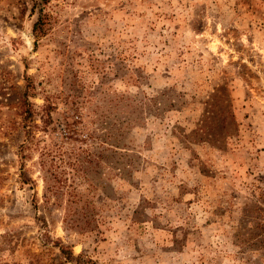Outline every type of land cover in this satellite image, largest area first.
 <instances>
[{
	"label": "rangeland",
	"instance_id": "374dc122",
	"mask_svg": "<svg viewBox=\"0 0 264 264\" xmlns=\"http://www.w3.org/2000/svg\"><path fill=\"white\" fill-rule=\"evenodd\" d=\"M0 264H264V0H0Z\"/></svg>",
	"mask_w": 264,
	"mask_h": 264
},
{
	"label": "trees",
	"instance_id": "16d2710c",
	"mask_svg": "<svg viewBox=\"0 0 264 264\" xmlns=\"http://www.w3.org/2000/svg\"><path fill=\"white\" fill-rule=\"evenodd\" d=\"M40 16H37L36 20L34 21L33 25H32V29L36 32L40 30ZM30 82L28 79H26V82L24 84L22 93H21V98H20V106H21V112H22V117H21V127L23 128V140L21 141V143H19L18 145V151H17V156L19 157V159L21 161L24 160L25 157L28 156V149L31 147V144L33 143V128L37 127L34 123V111L31 108V104L28 100L31 92H30ZM227 94H224V96H226ZM225 98V97H224ZM223 100V99H222ZM224 104L222 109H220L219 111L223 114L225 113V118L227 119V116L229 117V121L228 123H232L233 122V115L231 113V111L229 110V104H228V99L225 98V100H223ZM224 116L221 119L222 122L224 121ZM63 125V124H62ZM65 126V130L63 129V131L65 132L61 137L60 140L58 141H52L51 143L44 145L42 149H40L39 151V165L41 166V168H45V170H47L49 172V175L51 176L52 180L54 181V177L56 176V173L52 174L50 172L51 168L54 167V163H47L53 159H57L60 161H64V162H69L70 165L74 166V162L77 161V158L82 157L81 155L84 153V149L80 146L82 141H84L83 139H79L76 140L77 142H75L76 145H74V142L71 143L70 146H66L65 144L67 143L64 139H70L72 135L77 134V128H75V124L72 123H67L64 125ZM224 127V126H223ZM222 127V128H223ZM224 129V128H223ZM199 130L201 132H203L204 134H199L201 136V138H208L209 134L207 132V128L205 127V125L201 126L199 128ZM228 132L227 129H224V133L226 134ZM198 135V134H197ZM204 136V137H202ZM211 136V135H210ZM205 139H201V140H205ZM210 140V139H207ZM54 161V160H53ZM43 182L45 184L44 186V193H46L47 191L50 192V190H52V186H47V182H48V177H45L43 175L42 177ZM78 215H74V214H68L65 215V219L69 222L70 225L73 226H78V219H77ZM64 250V249H61ZM64 254H66L63 251ZM70 255V254H69ZM68 253L65 255L66 257H69Z\"/></svg>",
	"mask_w": 264,
	"mask_h": 264
}]
</instances>
